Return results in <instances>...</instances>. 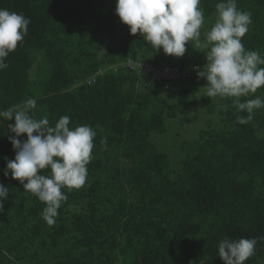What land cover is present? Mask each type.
<instances>
[{"label": "trees", "instance_id": "16d2710c", "mask_svg": "<svg viewBox=\"0 0 264 264\" xmlns=\"http://www.w3.org/2000/svg\"><path fill=\"white\" fill-rule=\"evenodd\" d=\"M218 2L200 0L212 25ZM237 5L252 20L242 43L264 55V0ZM0 9L30 19L27 35L0 70V111L33 98L36 119L47 116L54 126L67 115L69 127L89 125L97 133L86 183L62 189L68 199L48 225L41 215L45 204L10 173L3 175L15 158L9 141L15 134L7 127L15 121L0 118V183L9 189L0 211V264H224L218 243L225 237L257 238L255 255L245 264H264V108L241 125L236 117L247 113L236 111L233 98H222L224 126L184 142L175 170L153 136L166 133L167 117L191 111L195 100L183 87L188 80L165 88L121 70L97 72L129 57L197 64L172 62L175 56L131 35L115 13L116 0H0ZM71 44L75 48L68 50ZM37 51L49 65L38 94L30 76ZM156 88L172 104L155 95ZM256 97L264 99V86L241 101Z\"/></svg>", "mask_w": 264, "mask_h": 264}, {"label": "clouds", "instance_id": "9594fccd", "mask_svg": "<svg viewBox=\"0 0 264 264\" xmlns=\"http://www.w3.org/2000/svg\"><path fill=\"white\" fill-rule=\"evenodd\" d=\"M216 20L204 33L201 27L204 13L200 0H116L115 13L129 26L131 35L139 33L154 48L163 49L167 55L183 57L185 45L195 40L204 49L206 63L202 70L197 66L198 78H205L206 97L233 98L232 106L247 116H237L236 122L249 123L254 111L264 108V99L256 97L241 101L264 86V55L257 50H247L242 38L252 23L251 13L240 10L237 0H220L215 5ZM30 19L22 13L0 9V70L8 67L6 58L28 33ZM227 110V105L223 106ZM36 100L28 98L21 104L0 111L7 121L8 130L14 133L9 141L15 158L8 160L3 175L18 180L23 189L45 204L42 219L53 225L58 210L68 197L62 191L81 188L87 180V165L92 159L96 131L89 125L69 127L70 117L59 118L54 126L44 116L36 119L32 111ZM35 133V134H34ZM26 134L21 141L19 137ZM50 169V175L41 170ZM9 189L0 183V211L8 198ZM264 241V237L259 238ZM257 238H223L218 243V256L224 264H245L256 252Z\"/></svg>", "mask_w": 264, "mask_h": 264}, {"label": "rangeland", "instance_id": "374dc122", "mask_svg": "<svg viewBox=\"0 0 264 264\" xmlns=\"http://www.w3.org/2000/svg\"><path fill=\"white\" fill-rule=\"evenodd\" d=\"M97 1V0H96ZM205 23L201 27V43L204 42V33L209 31L212 27L211 18L204 19ZM187 50L183 57H175L172 62L176 63H194L200 66L201 63L203 65L206 63V58L204 54V49L198 48L196 46V41H190L187 43ZM73 50L74 44H71L68 47ZM76 58V53L73 56V60ZM44 53L37 51L33 53V66L31 69V80L34 83V91L38 94L39 91L43 87L44 76L48 74L49 65L44 62ZM99 60V59H98ZM106 60V59H104ZM201 65V66H203ZM189 66V65H186ZM44 75V76H43ZM48 77V76H47ZM206 80L203 78L191 79L185 82L183 87L188 89L194 98V105L190 112L186 114H175L173 117L166 118V127L167 131L163 135L155 134L153 139L155 141L156 146L160 150H164L169 153L171 164L175 170H179L181 167V161L184 158L185 151L184 142H193L198 139V135L202 131L207 132H216L221 127L224 126L222 118L223 116L219 114V107L222 103V98L217 97H208L210 98V103L205 104L201 97L205 96L206 88ZM155 95L160 97H169L168 93L161 88H156ZM167 98L168 103L172 104L173 100Z\"/></svg>", "mask_w": 264, "mask_h": 264}, {"label": "built area", "instance_id": "2783aa9c", "mask_svg": "<svg viewBox=\"0 0 264 264\" xmlns=\"http://www.w3.org/2000/svg\"><path fill=\"white\" fill-rule=\"evenodd\" d=\"M197 66L198 65H189L180 67L166 62L156 63L129 57L123 62L100 67L97 73L98 75H104L107 74L109 70L115 72L121 70L136 74L140 80H147L153 83L164 82L165 88H167L172 85H180L181 82L191 79L197 74ZM202 68L203 67H200L201 70ZM93 81L94 76H91L86 82L90 84Z\"/></svg>", "mask_w": 264, "mask_h": 264}]
</instances>
